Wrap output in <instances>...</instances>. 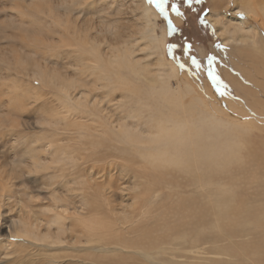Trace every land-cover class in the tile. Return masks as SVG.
Segmentation results:
<instances>
[{
    "label": "rangeland",
    "instance_id": "374dc122",
    "mask_svg": "<svg viewBox=\"0 0 264 264\" xmlns=\"http://www.w3.org/2000/svg\"><path fill=\"white\" fill-rule=\"evenodd\" d=\"M165 9L0 0V264H264V0ZM180 89L196 141H160Z\"/></svg>",
    "mask_w": 264,
    "mask_h": 264
},
{
    "label": "bare ground",
    "instance_id": "6f19581e",
    "mask_svg": "<svg viewBox=\"0 0 264 264\" xmlns=\"http://www.w3.org/2000/svg\"><path fill=\"white\" fill-rule=\"evenodd\" d=\"M237 5H239V4H237ZM147 6V5H146ZM146 6H144V14H143V17H144V19L145 20H147L146 21V24H144L145 26H144V29H145V31H143L142 30V32H143V34L145 35V37L147 36V34L149 33V32H151V31H153V30H151V27H150V23L152 22V21H155V19L158 17V14L157 13H155L154 12V9H152L150 6H148V7H146ZM242 6V5H241ZM245 13V14H247V15H249V13L250 12H248V11H246V9H245V7H241V8H239V9H237L236 10V13ZM151 17V18H150ZM144 20V21H145ZM175 21H177L176 22V24L178 23V19H174ZM213 24H215L214 22H213ZM217 25V24H216ZM241 26H242V24H241ZM262 29L264 30V25H263V27H262ZM157 30V29H156ZM236 31V30H235ZM238 31V30H237ZM156 32V31H155ZM228 32H230V31H228ZM234 31H232V33H233ZM146 33V34H145ZM222 33V32H221ZM164 34H165V32H164V27L162 28V34L161 35H159L158 37H157V35L155 36V34H154V31H153V41L152 40H150V42L151 43H153V42H157V43H162V45L164 46V43H165V36H164ZM234 34V33H233ZM221 35V34H220ZM151 38V37H150ZM258 46V45H257ZM256 48V47H255ZM162 49V48H161ZM262 49H260V51H261ZM162 51H163V49H162ZM263 51V50H262ZM115 61V63H117V61L116 60H114ZM189 85V84H188ZM65 88V87H64ZM188 88V87H187ZM155 89H157L156 87H155ZM189 89V88H188ZM64 90V89H63ZM264 90V89H263ZM188 92V91H187ZM191 92V91H190ZM189 93V92H188ZM187 96V95H186ZM183 97H184V94H183V92H182V89H180L179 90V95L178 96H175V95H171V97H170V101H169V103H172L173 104V106H171V108H172V110H175V111H173L172 113L170 112V114L168 115V117H167V119H168V122H170V121H174V125L172 126V127H167V125H168V122H164V121H162L161 123H160V125H159V139H160V141H163V140H174V139H176V138H179V139H177V140H180V144L184 141V140H186L187 141V139H192L193 137L195 138V132H194V130H193V126H192V124L190 123V121L189 120H187L188 118H187V116H184V114H180V112H178V110H176V109H180V106H179V104H180V101L183 99ZM191 102V101H190ZM231 103V102H230ZM177 105L179 106V107H177ZM232 105V104H231ZM234 105V104H233ZM182 108V107H181ZM169 109H170V107H169ZM211 111V110H210ZM246 111V110H245ZM191 113V112H190ZM199 114V113H198ZM197 115V114H196ZM202 115V114H201ZM204 115V114H203ZM210 115V114H209ZM208 115V116H209ZM213 115V114H212ZM198 117L200 116V115H197ZM208 118H210V119H203L202 121H200V119L198 120L199 122H205V125H208V123H212L211 125H213V124H218V126L219 125H222V123L221 122H219V121H217V120H215V119H211V117L209 116ZM226 119V118H225ZM241 121V120H240ZM233 122V121H232ZM231 122V123H232ZM223 123H224V121H223ZM226 123V122H225ZM228 123V122H227ZM224 125H226V124H224ZM223 125V126H224ZM227 127V126H226ZM231 127V126H230ZM229 129V128H228ZM237 131H238V129H237ZM232 137H233V135H232ZM158 139V140H159ZM195 141H196V138H195ZM223 141V140H222ZM229 141V140H228ZM179 142V141H178ZM223 143V142H222ZM193 146V145H192ZM221 148V147H220ZM156 154H159V153H156ZM179 155L177 154V153H175V157L173 158V160H171L172 162H175L176 163V161H177V159L179 158L178 157ZM161 157H171V156H168V155H166L165 153L163 154L162 153V156ZM156 158L154 157L153 158V160H155ZM164 159H166V158H164ZM172 159V158H171ZM181 159V158H180ZM184 159V158H183ZM183 159H181V160H183ZM188 159H190V158H188ZM193 159V158H192ZM150 161V163H151V165H153V166H155V162L154 161ZM169 160V159H168ZM195 161V160H194ZM180 163V162H179ZM209 163V162H208ZM207 163V164H208ZM218 163V162H217ZM171 164V163H170ZM206 164V165H207ZM210 164V163H209ZM176 165V164H175ZM188 165V164H187ZM190 165V164H189ZM199 165H201L200 164V162H199ZM214 167V166H213ZM184 168V167H183ZM205 168V167H204ZM192 169V168H191ZM205 171V170H204ZM185 172V171H184ZM204 173V172H203ZM104 191V190H103ZM140 196V195H139ZM131 203V202H130ZM134 203V202H133ZM222 206V205H221ZM219 207V206H218ZM222 210V209H221ZM47 211V210H46ZM264 215V214H263ZM28 219H30L29 217H28ZM218 219V218H217ZM257 219V220H256ZM255 220L256 221H254L253 220V223H254V225H255V227H257V228H261L262 227V229H261V231L263 232V235H264V216H259L258 215V218H256ZM36 220H38V219H36ZM35 220V221H36ZM39 221V220H38ZM81 221V220H80ZM89 223V222H88ZM86 224H87V222H86ZM246 224V223H245ZM33 225L35 226V224H34V221H33ZM84 225V224H83ZM28 226V223H26V221H23L22 223H21V225H20V232L18 231L15 235L17 236V237H20V233H25L26 231L25 230H23V229H25L26 227ZM87 227H84V228H91L92 227V225H86ZM220 228V227H219ZM79 229V228H78ZM216 229V228H215ZM81 230V229H80ZM90 230V229H89ZM88 229L87 230H85L84 229V231H89ZM216 230H218V229H216ZM74 233H76V232H74ZM74 233H72V234H74ZM11 234H13V232L11 233ZM81 234V233H80ZM238 234V237L239 238H241V239H244L245 237H244V232L243 231H240V233L238 232L237 233ZM76 237V236H75ZM73 241V240H72ZM165 241V240H164ZM157 242V241H156ZM156 242H151L150 243V246L153 244V246H158L159 245V243H156ZM121 244V243H120ZM122 245V244H121ZM130 245V244H129ZM146 246V245H145ZM123 248H134V249H138V250H140V252L142 251V253H141V255H140V257L141 258H143V260L145 261V262H148L149 264H191V263H187V262H183V261H181V260H179V259H167L166 257H165V259H161L162 260V262L160 261V258H159V261L160 262H157L156 260H154V259H151V257H153V256H150L151 254H147L146 253V251H145V248H144V245H140L139 243H137V244H134V246H132V247H123ZM147 248V247H146ZM152 248V247H151ZM160 248V247H159ZM172 249V248H171ZM149 250V249H148ZM152 250V249H151ZM164 250V249H163ZM169 250V249H168ZM229 250V249H228ZM227 249H220L219 251L217 250L216 252H217V254H219L220 256H222V257H224V258H226V261H228V260H231L232 258H233V256L230 254V252L228 251ZM124 251V250H123ZM150 251V250H149ZM149 251H147V252H149ZM159 252V251H158ZM164 252V251H163ZM203 252V251H202ZM134 253V252H133ZM162 253V252H161ZM171 253V252H170ZM137 254V253H136ZM154 254V253H153ZM156 254V253H155ZM174 254V253H173ZM162 255V254H161ZM160 256V255H159ZM170 256V255H169ZM156 257V256H155ZM174 257V256H173ZM176 257V256H175ZM157 258V257H156ZM140 261V260H139ZM226 261H224V262H226ZM53 262V261H52Z\"/></svg>",
    "mask_w": 264,
    "mask_h": 264
},
{
    "label": "snow or ice",
    "instance_id": "6c2138e0",
    "mask_svg": "<svg viewBox=\"0 0 264 264\" xmlns=\"http://www.w3.org/2000/svg\"><path fill=\"white\" fill-rule=\"evenodd\" d=\"M152 3L155 4V6L159 9V11L167 16V12L165 9V5L168 3V0H151ZM197 2H199V0H197ZM172 11L176 12L177 14H179V9L178 7L173 4L172 5ZM238 16H243V13H237ZM214 57H209L208 58V64H209V71H208V75L209 77L212 79V81L214 82V84L217 85V90L219 91L221 88L225 87L224 85L221 84V82L219 81V78L217 77V75L215 74L214 69L211 67L213 61H214ZM193 63L196 64L197 67H199V64L193 60ZM221 95H224L223 91H220Z\"/></svg>",
    "mask_w": 264,
    "mask_h": 264
}]
</instances>
